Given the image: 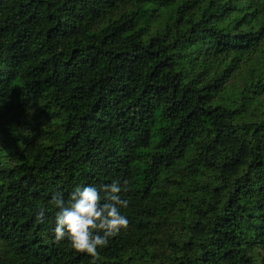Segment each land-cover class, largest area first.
<instances>
[{
	"label": "trees",
	"instance_id": "trees-1",
	"mask_svg": "<svg viewBox=\"0 0 264 264\" xmlns=\"http://www.w3.org/2000/svg\"><path fill=\"white\" fill-rule=\"evenodd\" d=\"M125 178L95 261L54 240ZM0 264H264V0H0Z\"/></svg>",
	"mask_w": 264,
	"mask_h": 264
},
{
	"label": "clouds",
	"instance_id": "clouds-1",
	"mask_svg": "<svg viewBox=\"0 0 264 264\" xmlns=\"http://www.w3.org/2000/svg\"><path fill=\"white\" fill-rule=\"evenodd\" d=\"M128 191L129 180L125 178L99 186L76 184L67 198L54 193L50 201L55 207L51 229L54 240L68 241L75 252L89 255L95 261L98 249L129 224L123 211L129 201L122 196ZM44 213L41 207L37 215L42 218Z\"/></svg>",
	"mask_w": 264,
	"mask_h": 264
}]
</instances>
